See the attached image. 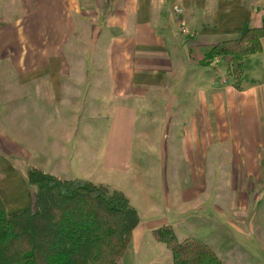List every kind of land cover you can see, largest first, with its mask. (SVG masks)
Returning <instances> with one entry per match:
<instances>
[{
  "label": "crops",
  "instance_id": "1",
  "mask_svg": "<svg viewBox=\"0 0 264 264\" xmlns=\"http://www.w3.org/2000/svg\"><path fill=\"white\" fill-rule=\"evenodd\" d=\"M92 10L107 27L87 61L74 32ZM263 15L264 0H0L7 215L33 204L31 164L124 193L139 222L118 264H173L153 237L163 226L227 264H264V38L238 87L221 58L201 63ZM18 119L28 148L8 132ZM213 225L225 258L202 235Z\"/></svg>",
  "mask_w": 264,
  "mask_h": 264
},
{
  "label": "trees",
  "instance_id": "2",
  "mask_svg": "<svg viewBox=\"0 0 264 264\" xmlns=\"http://www.w3.org/2000/svg\"><path fill=\"white\" fill-rule=\"evenodd\" d=\"M264 15L259 27L245 26L237 39L214 45L203 65L221 58L239 86L243 59L262 50ZM33 204L7 215L0 198V264H118L139 222L123 192L75 178L61 179L27 164ZM153 237L172 255L173 264H227L205 243L177 240L170 226Z\"/></svg>",
  "mask_w": 264,
  "mask_h": 264
},
{
  "label": "rangeland",
  "instance_id": "3",
  "mask_svg": "<svg viewBox=\"0 0 264 264\" xmlns=\"http://www.w3.org/2000/svg\"><path fill=\"white\" fill-rule=\"evenodd\" d=\"M93 12L94 11L92 10V12L89 13L90 16L86 18L85 25L83 26V28L81 26L79 27V26L75 25L76 30L74 32L75 37H77V35L80 33L84 36L83 40H77L76 39L77 42H75V44H76L75 47L76 48L86 47L88 49V51H89L88 54L84 55V57L87 61H90V59H91L90 51H93L94 46H96L97 41H95L94 38L96 36V33L99 30L98 28L100 26L102 28L107 27L106 22L101 23L100 21L98 22V20L95 21L93 19V17H94ZM104 13L101 14L99 16V18L105 17V15L108 14V11L104 12ZM84 57L82 58V60L84 59ZM76 63H81V61L78 62L77 58H76V61L72 60V62H70V64H76ZM30 130H31V128H30V125L27 121H25L24 119H18L15 121V127L9 128L8 132L13 133V134L16 133V131L22 132L23 135L16 138V139H18L26 148H28L29 139H30ZM17 136H19V135H17ZM202 235H204L203 237L205 239H208L209 241H211L213 246L216 248V250L220 251V255L223 258H225V232L221 233L218 230V227L213 225V227L210 229V231H207L205 234H202Z\"/></svg>",
  "mask_w": 264,
  "mask_h": 264
}]
</instances>
